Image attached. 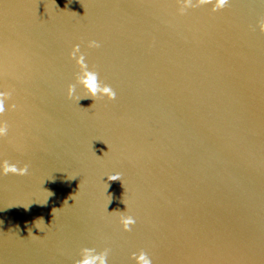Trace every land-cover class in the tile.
<instances>
[{
	"label": "water",
	"instance_id": "1",
	"mask_svg": "<svg viewBox=\"0 0 264 264\" xmlns=\"http://www.w3.org/2000/svg\"><path fill=\"white\" fill-rule=\"evenodd\" d=\"M195 3L0 0V264H264V0Z\"/></svg>",
	"mask_w": 264,
	"mask_h": 264
},
{
	"label": "clouds",
	"instance_id": "2",
	"mask_svg": "<svg viewBox=\"0 0 264 264\" xmlns=\"http://www.w3.org/2000/svg\"><path fill=\"white\" fill-rule=\"evenodd\" d=\"M206 4H211L212 11L215 12L227 6L229 0H197V3L193 4L192 7ZM186 10L187 9L179 8L181 14ZM259 29L261 32H264V22L259 23ZM88 46L98 48L100 47V44L95 40H91L88 42ZM69 55L75 60L79 68V71L76 73V81L83 86L86 93L83 97H77L75 95V85L69 84L67 89V95L69 98L77 99L78 102L83 98H92L94 100L97 96H106L109 100H114L116 98V92L110 85L105 84L102 88L100 87L97 79L98 73L87 68L85 57L84 54L80 52L79 44L73 45L72 51ZM11 95L12 93L9 91H0V116H3L5 113V102L11 99ZM8 107L10 109H15L16 105L12 103L9 104ZM8 128L9 125L7 121L0 119V137H5L8 134ZM9 173L21 176L27 175L28 165L25 164L18 167L15 163H10L6 159L0 161V175H8ZM118 179H120L119 173L108 175L109 181H115ZM110 202L111 200L109 203ZM124 204L126 205V203ZM39 220L43 221V218H40ZM119 221L125 231H131V227L136 223L135 218L132 215L125 214L124 211L120 212ZM108 254V249L97 252L95 248L84 247L80 250V258L75 260L74 264H108ZM132 257L136 261V264H153L151 257L144 250H140L139 253H133Z\"/></svg>",
	"mask_w": 264,
	"mask_h": 264
}]
</instances>
